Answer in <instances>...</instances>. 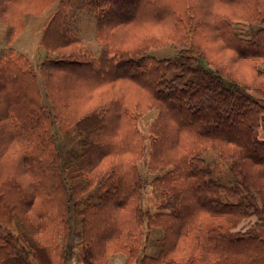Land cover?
Here are the masks:
<instances>
[{
	"label": "trees",
	"instance_id": "1",
	"mask_svg": "<svg viewBox=\"0 0 264 264\" xmlns=\"http://www.w3.org/2000/svg\"><path fill=\"white\" fill-rule=\"evenodd\" d=\"M74 1L0 0V206L14 219L0 264H264V0H83L96 56L70 26ZM51 2L33 66L11 43ZM166 44L174 56L147 54Z\"/></svg>",
	"mask_w": 264,
	"mask_h": 264
},
{
	"label": "rangeland",
	"instance_id": "2",
	"mask_svg": "<svg viewBox=\"0 0 264 264\" xmlns=\"http://www.w3.org/2000/svg\"><path fill=\"white\" fill-rule=\"evenodd\" d=\"M56 6V2H51L46 4L43 8L40 9L38 14H26L23 18L24 26L21 33L15 37L13 42L11 43V47L15 50H18L25 55L28 56L33 66L37 65L43 56V50L39 47V40L42 33V24L46 17L54 11ZM70 13L69 21L70 26L74 33L82 40L84 47L89 51V53L93 55H97L99 48L101 46L100 42L95 37V27H94V18H93V10H91L90 6L86 4L83 0H76L73 2V5L70 9L67 10ZM237 24V28L245 30V26L248 24L242 21H235ZM244 26V27H243ZM255 27V26H254ZM5 31V23L0 18V47L3 46V35ZM177 53V48L172 44H166L162 47L151 48L147 52V54L154 56L156 58H165L172 57ZM154 112H148L142 115L139 118V126L142 129H146L147 122L151 118ZM58 139V147L61 153V157L63 160H67L70 157H73L74 154V143L73 135L71 133L65 134L61 132H56ZM204 157L207 161L211 163V167L215 172V175L219 178H227L229 176L228 166L220 161L213 152L207 151L204 154ZM142 161L138 163L139 168H142ZM147 171V169H146ZM144 172V169L142 173ZM146 189V190H145ZM145 190V207H149L154 204L153 198L150 196L149 188H144ZM250 220H253V217H247L243 221H241L240 225L249 224ZM0 221L5 226H10V221L14 222L5 207L0 206ZM162 231L160 228H150L148 240L145 244V248H147V254H156L160 247V237ZM80 239L79 234V222L78 217L71 216V234L69 236V242L75 244ZM74 251L78 252V247H74ZM80 262V258L77 253H74L71 261L68 264H76Z\"/></svg>",
	"mask_w": 264,
	"mask_h": 264
},
{
	"label": "crops",
	"instance_id": "3",
	"mask_svg": "<svg viewBox=\"0 0 264 264\" xmlns=\"http://www.w3.org/2000/svg\"><path fill=\"white\" fill-rule=\"evenodd\" d=\"M145 253H147V248H145ZM123 262H124V256L122 254H112L109 257L107 264H123ZM76 264H83V263L80 261L77 262Z\"/></svg>",
	"mask_w": 264,
	"mask_h": 264
}]
</instances>
